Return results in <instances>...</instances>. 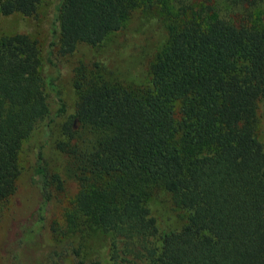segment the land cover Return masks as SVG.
Instances as JSON below:
<instances>
[{"label": "trees", "instance_id": "trees-1", "mask_svg": "<svg viewBox=\"0 0 264 264\" xmlns=\"http://www.w3.org/2000/svg\"><path fill=\"white\" fill-rule=\"evenodd\" d=\"M39 2L0 0V15L32 16ZM136 10L158 13L166 33L147 84L76 61L53 143L61 171L37 151L29 206L12 200L22 141L53 121L44 86L66 110L56 77L40 76L36 40L0 33V239L17 233L4 264H102L72 239L88 229L108 235V264H264V0H59L49 47L70 57L103 45ZM66 181L62 223H48ZM157 192L183 212L177 227L157 226Z\"/></svg>", "mask_w": 264, "mask_h": 264}, {"label": "rangeland", "instance_id": "rangeland-1", "mask_svg": "<svg viewBox=\"0 0 264 264\" xmlns=\"http://www.w3.org/2000/svg\"><path fill=\"white\" fill-rule=\"evenodd\" d=\"M59 0H40L36 12L32 16H24L19 13L0 15V33L24 32L31 39L36 40L39 52L38 71L41 77L54 76V83L60 91L61 101L66 111L62 112L53 93L44 86L46 102L53 116V121L49 129L40 123L22 141L18 152L19 174L16 179V193L12 203L19 201L29 206L36 199V189L30 181V174L35 162L38 150L42 152L43 160L49 171H61L60 156L54 149L53 143L59 137V124L66 112L71 111L75 100L71 85V75L73 67L78 59L91 62L99 60L106 64L112 72L119 73L121 77L136 85H144L148 82L146 67L150 61L153 51L163 42L166 33L162 18H158V13L134 11L124 22L122 28L107 37L103 45L96 47H81L70 57L59 56L54 47H49V43L55 41L52 36L51 22L55 5ZM256 23L264 29V11L256 17ZM51 51L52 63L47 62L46 56ZM257 137L264 143V99L259 108V119L257 126ZM69 181L65 182L64 191L57 195L58 200H54V207L48 215V223L55 221L59 225L62 223L63 208L68 206ZM56 199V198H54ZM15 204V203H14ZM151 212L156 217L159 228L177 227L182 223L183 212L179 208H174L168 197L158 192L151 197ZM16 231H6L0 239V264H4L5 249L10 248L7 243L11 242ZM88 233V234H87ZM17 234V233H16ZM46 237L51 241L50 232L47 230ZM79 234L72 233V239L81 243V248L85 257L90 258L97 255L102 260V264H108L107 242L108 235L105 233L91 232L90 229L84 231L79 241ZM4 239H7L5 243ZM75 264L74 261L65 257L62 264Z\"/></svg>", "mask_w": 264, "mask_h": 264}]
</instances>
